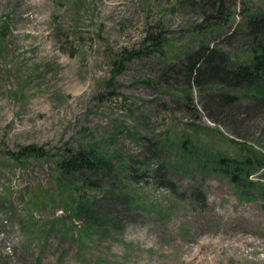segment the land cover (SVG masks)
<instances>
[{
    "label": "rangeland",
    "instance_id": "rangeland-1",
    "mask_svg": "<svg viewBox=\"0 0 264 264\" xmlns=\"http://www.w3.org/2000/svg\"><path fill=\"white\" fill-rule=\"evenodd\" d=\"M214 1L0 0V264H264V160L247 196L206 169L220 153L264 159V99L160 75L203 39L245 52L243 19L264 0ZM223 91L234 107L209 108ZM87 142L126 162L113 195L104 171L56 177L57 154ZM27 144L49 156L13 159Z\"/></svg>",
    "mask_w": 264,
    "mask_h": 264
},
{
    "label": "trees",
    "instance_id": "trees-1",
    "mask_svg": "<svg viewBox=\"0 0 264 264\" xmlns=\"http://www.w3.org/2000/svg\"><path fill=\"white\" fill-rule=\"evenodd\" d=\"M203 3L206 5L205 9L215 11L214 7L216 3L214 0H203ZM217 10L218 14H221L219 8ZM243 20L238 42L241 49L245 52L236 53L231 50L223 51L218 47L210 48L206 45V40L203 39V41L198 43L197 47H192L185 53L186 60L183 62L179 61V66L176 64L175 66H163V72L160 74L161 79L168 82L173 77H182L187 87H191L190 85L193 84L201 89H204L208 85L215 86L218 83L217 85L223 86L228 90L238 89L243 94L246 93L254 99L260 98L257 102L262 106L261 101L264 99V12L248 14ZM214 30L207 32L208 36L211 34L215 35L216 32ZM119 56H116L117 58L115 57L110 62L112 71L116 74L121 71L120 69L124 64L122 56ZM235 96L230 91H223L219 95L213 97L207 96L205 98L207 99L209 108L213 107V110H215L234 107ZM182 97L189 99L188 94H183ZM180 137L179 145L182 148V156L186 158L190 155L191 151L190 146L187 144L189 140L182 136ZM250 150L254 151L251 148ZM14 153H11L13 159L25 157L42 159L47 155L49 156V152H45L41 146L36 144L21 146L20 150ZM57 155L59 158L54 161V165L58 181L66 180V176H70L77 180L81 179L83 183H87L89 182V179H87L89 175L104 171L105 173H102L110 176L113 179V183L103 188V194L113 195L114 191L120 187L118 183L121 181V176L118 168L121 169L126 166V162L121 160L118 164L120 166L114 165L109 154L105 150H101L96 144L87 142V144H79L77 148L67 147V149ZM263 160V158L249 156H246L245 159H240L239 157L233 158L220 153L215 155L213 159L211 157L210 160H206L208 161L206 169L228 176L235 184L234 186L238 190L241 189L239 190L240 195L247 196L248 188L254 183L249 179V176L253 173L254 169H258ZM175 165H177L176 160H173V162L164 160L157 165V168H161L157 171L160 170L161 172L163 170L161 176L167 177L164 169H170ZM257 185H259L261 197L264 199V184L257 182ZM172 187L174 185L170 183L168 188ZM94 201L95 197L90 199L87 197L78 202L92 207ZM79 210L81 212L89 211L86 207L82 209L75 207L76 214ZM89 225L94 226L96 224L89 222L88 225H85L86 233L90 230Z\"/></svg>",
    "mask_w": 264,
    "mask_h": 264
}]
</instances>
